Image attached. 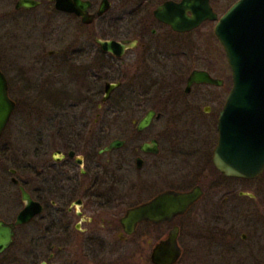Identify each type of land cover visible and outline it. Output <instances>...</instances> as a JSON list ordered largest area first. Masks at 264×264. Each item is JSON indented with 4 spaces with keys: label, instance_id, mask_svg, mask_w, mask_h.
I'll use <instances>...</instances> for the list:
<instances>
[{
    "label": "flooded vegetation",
    "instance_id": "flooded-vegetation-1",
    "mask_svg": "<svg viewBox=\"0 0 264 264\" xmlns=\"http://www.w3.org/2000/svg\"><path fill=\"white\" fill-rule=\"evenodd\" d=\"M32 1L31 8L19 7L20 0L9 2L13 9L7 13L13 23L26 24L27 40L7 60L0 51V71L16 105L7 128L19 98L42 95L47 158L24 184L17 178L14 184L16 170L9 172L11 183L19 190V185L26 187L43 209L15 227L14 241L0 255L12 248L16 231L25 226L26 253L36 264H55L74 237L79 241L72 264H123L136 256L154 264L153 249L177 229L181 254L176 264L183 257L193 264H264V171L254 179L231 177L212 162L231 70L227 80L225 63L209 62V46L198 40L170 41L191 38L209 20L186 32L174 31L155 15L169 0L154 10L147 0H80L87 2L80 10L89 22L76 11L60 9L56 0ZM102 7L107 9L100 15ZM54 18L61 22L55 24ZM10 35L11 42L19 33L14 29ZM97 39L116 40L124 51H104ZM194 71L221 83H190ZM108 82L117 86L102 101ZM149 111H154L152 121L137 130ZM207 129L212 139L204 140ZM115 139L123 141L119 148L100 151ZM183 141L194 144L188 149ZM194 154L201 161H190ZM167 190H195L197 200L185 213L164 222L140 220L126 233L120 221L127 210ZM15 217L3 220L11 223Z\"/></svg>",
    "mask_w": 264,
    "mask_h": 264
},
{
    "label": "water",
    "instance_id": "water-1",
    "mask_svg": "<svg viewBox=\"0 0 264 264\" xmlns=\"http://www.w3.org/2000/svg\"><path fill=\"white\" fill-rule=\"evenodd\" d=\"M60 9L76 11L82 20L89 22L85 5L87 2L76 0V5L65 7L70 0H56ZM20 6L31 8L32 0H20ZM107 8L102 7L98 14ZM190 12V15L187 14ZM155 15L167 22L174 31L195 29L206 20L215 22L213 34L222 44L227 64L231 70L232 87L226 98L225 106L217 121L219 140L213 152V164L222 174L231 177L254 179L264 171V0H236L219 16L213 11L209 0H171L159 5ZM97 43L102 50L113 53L124 51L118 41L100 40ZM1 68V67H0ZM189 82H206L220 85L221 81L213 79L205 72L194 71ZM6 76L0 71V136L7 128L11 114L16 105L8 96ZM117 85L108 82L105 85L106 101L111 89ZM154 111H149L137 125V130L150 124ZM1 138V137H0ZM121 140H113L100 151L119 148ZM148 147L144 144L143 148ZM71 154V153H70ZM1 160V158H0ZM139 166V165H138ZM10 172L14 173L15 169ZM12 182L18 184L16 177ZM20 198L24 206L11 223L0 219V254L14 241L16 226L31 221L32 216L39 214L43 207L27 192L26 187L19 185ZM198 192H178L167 190L157 195L153 201L127 210L120 223L126 233H132L137 222L151 220L164 222L177 213H185L187 207L197 200ZM165 240H161L152 251L151 261L154 264H176L181 254L176 242L177 229L170 231ZM40 264V263H39ZM41 264H47L43 262Z\"/></svg>",
    "mask_w": 264,
    "mask_h": 264
},
{
    "label": "rangeland",
    "instance_id": "rangeland-1",
    "mask_svg": "<svg viewBox=\"0 0 264 264\" xmlns=\"http://www.w3.org/2000/svg\"><path fill=\"white\" fill-rule=\"evenodd\" d=\"M10 1L11 0H0V51L6 55L5 60H7V58L12 55L14 50H16V52H18V48L22 50L20 44L23 43V40H27V33H25L26 24L23 23L22 20L17 22V24L13 23V18L10 17L11 14L7 13L10 11V9H13V4L8 6ZM162 1L163 0H147V6L150 8V10H154V8H156L155 5ZM212 3L215 12L219 13L218 15L221 16L230 5L236 3V0H212ZM45 21L46 20H44V22ZM53 21L55 24H57V22L60 20L54 18ZM52 25L53 24H50V26ZM215 25L216 24L213 21H209L205 26L201 27L200 30L195 32V34H190L192 35L191 38H172L170 41L173 43H177V41H184L187 43L190 41V39H192L194 43L198 40L201 43L209 46V62L214 61L215 65L220 61L222 64L224 62L226 65L224 68V75L225 78L229 80L231 75L228 72L229 66L226 63V55L223 53L222 44L216 40L215 34H213ZM14 29L18 31L20 36H16L14 40L12 39L10 42L9 37H11L10 34ZM49 34L52 36L51 32ZM58 35L59 33L56 32L53 34V37ZM49 42L48 48L53 49L56 42H54V40ZM223 54L224 61L222 60ZM41 97L42 95L35 96L34 98L30 97L29 100H27V98H19V106L15 111L14 118L11 119V122L8 125L9 127L6 129L4 135L0 139V219H6L8 221L13 220L15 215L19 213L23 206L19 189L16 187V185L11 183L12 174L9 172V170L15 168L16 175L14 174V176L19 179L22 184H24V181L29 180L31 175L35 176V170L37 171L39 168L43 167L42 165L45 161V158H47L46 148L48 147L43 143V138L45 137L44 128L46 127V116L44 114V104L42 103ZM119 120L121 121L120 118ZM206 132L208 134L203 136L204 140H208V138L212 139L211 131L207 129ZM183 144V147L191 149L190 147L192 144H194V142L189 143L188 141L184 142ZM50 146L56 147V145L52 143ZM200 157L201 155L194 154V157L190 158V161L193 159H200ZM176 158L180 159L178 160L180 162L184 160V157L181 158L179 155H177ZM183 166L186 165L183 164ZM82 226L87 227V225L84 223ZM26 231H28V228L25 226H22L18 231H16V241L10 250L0 255V264L37 263V261H34V259H31L29 256H27L26 242L28 239L25 237ZM76 240L77 242L79 241L76 237H74L72 241L69 240L65 243L66 249L64 251V256H56V260L54 261L55 264H72V261L74 260V245L77 243ZM198 260L199 258L195 261L198 262ZM180 262V264H193L188 262V258L184 257L181 258ZM123 264L151 263L136 256L134 258L127 257Z\"/></svg>",
    "mask_w": 264,
    "mask_h": 264
}]
</instances>
